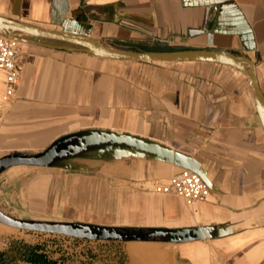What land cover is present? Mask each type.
I'll return each instance as SVG.
<instances>
[{
	"label": "crops",
	"instance_id": "crops-1",
	"mask_svg": "<svg viewBox=\"0 0 264 264\" xmlns=\"http://www.w3.org/2000/svg\"><path fill=\"white\" fill-rule=\"evenodd\" d=\"M0 15L149 51H240L255 63L264 93V0H0ZM17 66L22 82L0 133L2 157L39 154L87 130L129 134L198 160L210 194L189 205L156 192L153 182H168L180 168L147 158L83 159L78 170L15 165L0 172L4 213L132 230L218 226L229 233L172 244L183 264H264V130L244 74L222 64L117 61L30 44H20ZM4 89L0 72V102ZM81 183L84 212L75 202Z\"/></svg>",
	"mask_w": 264,
	"mask_h": 264
},
{
	"label": "water",
	"instance_id": "water-1",
	"mask_svg": "<svg viewBox=\"0 0 264 264\" xmlns=\"http://www.w3.org/2000/svg\"><path fill=\"white\" fill-rule=\"evenodd\" d=\"M0 34L20 44H30L57 51L87 54L117 61L157 63L202 62L231 66L244 74L253 90L255 107L264 130V93L256 65L249 56L227 49L144 50L127 45L110 44L100 39L49 30L0 15ZM147 158L198 174L209 188V180L195 158L174 151L160 143L129 134L87 130L64 136L39 154L12 153L0 158V172L15 165L57 167L78 170V160H114ZM0 224L10 228L61 235L86 241L189 243L225 237L227 228L204 226L180 229L132 230L103 227L79 222H47L12 217L0 209Z\"/></svg>",
	"mask_w": 264,
	"mask_h": 264
},
{
	"label": "rangeland",
	"instance_id": "rangeland-1",
	"mask_svg": "<svg viewBox=\"0 0 264 264\" xmlns=\"http://www.w3.org/2000/svg\"><path fill=\"white\" fill-rule=\"evenodd\" d=\"M77 189L80 191L75 196L76 208L87 211V184H77ZM143 243L86 241L61 235L33 234L0 224V253L7 252L10 261L17 264V249L25 245L42 246L59 258L60 264H183L178 256L179 246L150 242L149 247ZM148 249L155 250L157 257L149 256Z\"/></svg>",
	"mask_w": 264,
	"mask_h": 264
},
{
	"label": "built area",
	"instance_id": "built-area-1",
	"mask_svg": "<svg viewBox=\"0 0 264 264\" xmlns=\"http://www.w3.org/2000/svg\"><path fill=\"white\" fill-rule=\"evenodd\" d=\"M19 52L20 43L0 34V72L5 77V89L0 102V133L22 82L17 66ZM153 184L156 192L174 194L189 205L206 201L210 194L202 178L185 169H180L166 183L157 180Z\"/></svg>",
	"mask_w": 264,
	"mask_h": 264
},
{
	"label": "trees",
	"instance_id": "trees-1",
	"mask_svg": "<svg viewBox=\"0 0 264 264\" xmlns=\"http://www.w3.org/2000/svg\"><path fill=\"white\" fill-rule=\"evenodd\" d=\"M18 258L19 261H24L29 264H55L56 262L53 260H48L47 256L44 253H40V248L37 246H29L25 245L23 247H19ZM0 264H17L15 262L10 261L8 258L7 252L0 253Z\"/></svg>",
	"mask_w": 264,
	"mask_h": 264
},
{
	"label": "bare ground",
	"instance_id": "bare-ground-1",
	"mask_svg": "<svg viewBox=\"0 0 264 264\" xmlns=\"http://www.w3.org/2000/svg\"><path fill=\"white\" fill-rule=\"evenodd\" d=\"M147 243H149V242H147ZM147 245H148V244H147ZM149 245H150V244H149ZM151 251H152V250H151ZM151 251H148L147 254H148V255H153V254L155 253V252H153V251L151 252ZM158 255H160V254H158ZM152 257H153V256H152Z\"/></svg>",
	"mask_w": 264,
	"mask_h": 264
}]
</instances>
